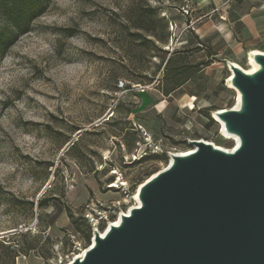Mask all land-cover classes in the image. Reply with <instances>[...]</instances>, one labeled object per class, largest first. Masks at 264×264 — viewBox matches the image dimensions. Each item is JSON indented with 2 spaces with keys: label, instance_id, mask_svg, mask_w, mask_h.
I'll list each match as a JSON object with an SVG mask.
<instances>
[{
  "label": "rangeland",
  "instance_id": "rangeland-1",
  "mask_svg": "<svg viewBox=\"0 0 264 264\" xmlns=\"http://www.w3.org/2000/svg\"><path fill=\"white\" fill-rule=\"evenodd\" d=\"M40 1L42 14L0 54V67L13 60L31 73L0 90V115L15 110L19 133L0 121V165L15 169L0 182V264H67L90 243L66 208L106 228L134 206L137 185L166 167L169 154L192 150L189 141L232 150L210 117L235 103L225 61L248 71L247 53L264 52V0ZM60 4H75L77 15L57 17L67 11ZM44 40L52 55L29 58ZM175 52L179 62L199 64L198 72L164 96L163 67ZM57 62L94 68L95 84L69 107L47 75Z\"/></svg>",
  "mask_w": 264,
  "mask_h": 264
},
{
  "label": "water",
  "instance_id": "water-1",
  "mask_svg": "<svg viewBox=\"0 0 264 264\" xmlns=\"http://www.w3.org/2000/svg\"><path fill=\"white\" fill-rule=\"evenodd\" d=\"M225 61L231 109L211 113L228 151L201 140L169 154L136 188L134 206L67 264H264V52Z\"/></svg>",
  "mask_w": 264,
  "mask_h": 264
},
{
  "label": "clouds",
  "instance_id": "clouds-1",
  "mask_svg": "<svg viewBox=\"0 0 264 264\" xmlns=\"http://www.w3.org/2000/svg\"><path fill=\"white\" fill-rule=\"evenodd\" d=\"M76 5L73 4L71 9L65 8L62 4L59 5V8L64 10L66 9V14L61 15L59 11L54 12L53 14L57 17L63 18L64 21H67L69 17H75L77 15ZM87 24V23H86ZM88 30L87 28H85ZM81 48L86 47L84 43L78 44ZM53 53V48L50 43L44 40V50L42 52H37L34 56H29L31 59L41 60L44 57L50 56ZM94 68L86 64H64L62 62H57L51 70L47 73L48 76L52 78L57 89L60 92L67 93V101L65 102V107H69L73 104L74 101L81 95H86V89L90 88L95 84V77L93 75ZM31 73L27 68L19 67L16 62L11 61L9 67H0V90H3L5 93L9 89L14 87H19L24 80H27ZM32 88H36L35 84L32 83ZM50 87V86H49ZM3 98V97H0ZM17 107L23 110V115H28V110L25 109V106L22 102L17 101ZM16 115L15 110L9 109L8 112H5L3 115H0V121H5L7 126L5 129L14 135H18V131L12 125V118ZM43 143V142H41ZM7 169L6 174L0 175V182L6 180L7 176L13 172L15 169L10 164L0 165ZM21 179L16 178L14 183L19 184Z\"/></svg>",
  "mask_w": 264,
  "mask_h": 264
},
{
  "label": "trees",
  "instance_id": "trees-1",
  "mask_svg": "<svg viewBox=\"0 0 264 264\" xmlns=\"http://www.w3.org/2000/svg\"><path fill=\"white\" fill-rule=\"evenodd\" d=\"M43 6L44 4L40 0H0V54H4L9 49L17 35L28 30L32 21L42 14ZM176 56L177 52L166 60L163 67V79L170 82L169 86L162 91L164 96H168L180 88L198 72L199 64L191 65L179 62L175 58ZM141 159L148 160L146 156ZM13 201L19 203L16 198ZM28 205L32 209L33 203L30 202ZM66 213L74 231L80 233L88 245L91 238L90 224L81 213L75 217L69 208H66ZM16 257L17 254H12L11 261Z\"/></svg>",
  "mask_w": 264,
  "mask_h": 264
},
{
  "label": "built area",
  "instance_id": "built-area-1",
  "mask_svg": "<svg viewBox=\"0 0 264 264\" xmlns=\"http://www.w3.org/2000/svg\"><path fill=\"white\" fill-rule=\"evenodd\" d=\"M117 87H118L119 89H123L124 85H123L122 82H118ZM109 221H112L111 218H109ZM90 226H91V225H90ZM102 227H103V228H102ZM91 228H92V227H91ZM104 228H105V227H104V224H102V225L99 226V227H95V229H96L97 231H99V232H101Z\"/></svg>",
  "mask_w": 264,
  "mask_h": 264
},
{
  "label": "bare ground",
  "instance_id": "bare-ground-1",
  "mask_svg": "<svg viewBox=\"0 0 264 264\" xmlns=\"http://www.w3.org/2000/svg\"><path fill=\"white\" fill-rule=\"evenodd\" d=\"M249 66H250V70H252V69H253V65H252L251 63H249ZM217 124L219 125V128H220V127H221V124H220L219 122H217ZM219 133L222 135V132H219ZM224 139H230V140H232V141L234 142V145L237 144L236 140L233 139V138L224 137ZM186 153H187V152H186ZM184 154H185V153H184Z\"/></svg>",
  "mask_w": 264,
  "mask_h": 264
},
{
  "label": "crops",
  "instance_id": "crops-1",
  "mask_svg": "<svg viewBox=\"0 0 264 264\" xmlns=\"http://www.w3.org/2000/svg\"><path fill=\"white\" fill-rule=\"evenodd\" d=\"M222 25H223L222 23H219V25H218L219 29H221V28L223 29ZM254 31H256L255 27H254L253 33H254Z\"/></svg>",
  "mask_w": 264,
  "mask_h": 264
}]
</instances>
